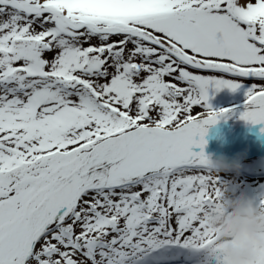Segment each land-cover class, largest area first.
I'll return each instance as SVG.
<instances>
[{
    "label": "snow or ice",
    "instance_id": "snow-or-ice-1",
    "mask_svg": "<svg viewBox=\"0 0 264 264\" xmlns=\"http://www.w3.org/2000/svg\"><path fill=\"white\" fill-rule=\"evenodd\" d=\"M210 88L264 124V0H0V264H226Z\"/></svg>",
    "mask_w": 264,
    "mask_h": 264
},
{
    "label": "rangeland",
    "instance_id": "rangeland-1",
    "mask_svg": "<svg viewBox=\"0 0 264 264\" xmlns=\"http://www.w3.org/2000/svg\"><path fill=\"white\" fill-rule=\"evenodd\" d=\"M93 43H96L94 40ZM50 58V56H49ZM207 74V73H205ZM251 83V81H246ZM245 89L232 92L229 89H222L216 92L209 89V101L212 109L218 110L224 106L236 105L246 99ZM200 112L198 107L193 109V114ZM236 112L230 113L226 119H220L219 122H228L235 118ZM233 137L219 140L207 139L204 148L205 154L216 159L224 156L229 159L239 158L241 167L239 172H219L218 176L222 190L237 195L243 194L251 199L255 204L264 199V136L255 135L251 139ZM199 151V149H196ZM166 260L160 264H215L214 258H210L206 251L193 252L189 249L174 248ZM152 264V262H149Z\"/></svg>",
    "mask_w": 264,
    "mask_h": 264
},
{
    "label": "clouds",
    "instance_id": "clouds-1",
    "mask_svg": "<svg viewBox=\"0 0 264 264\" xmlns=\"http://www.w3.org/2000/svg\"><path fill=\"white\" fill-rule=\"evenodd\" d=\"M214 175L219 172H239V158L208 157ZM207 224L215 234L226 264H257L264 253V208L242 193L222 190L219 209L208 213Z\"/></svg>",
    "mask_w": 264,
    "mask_h": 264
},
{
    "label": "bare ground",
    "instance_id": "bare-ground-1",
    "mask_svg": "<svg viewBox=\"0 0 264 264\" xmlns=\"http://www.w3.org/2000/svg\"><path fill=\"white\" fill-rule=\"evenodd\" d=\"M244 102L239 106V110L236 114V117L231 119L229 122L220 123L217 122L215 125H212L208 128L207 134L205 136V139H207V136L209 133L218 132L220 130H230L235 127L240 128L235 138L239 139L241 137L250 138L252 137L253 133H257L258 135L264 136V132L261 131L262 128H264V124H251L249 122H246L242 119H240V112L244 110ZM168 259V258H166ZM165 260V259H164Z\"/></svg>",
    "mask_w": 264,
    "mask_h": 264
},
{
    "label": "water",
    "instance_id": "water-1",
    "mask_svg": "<svg viewBox=\"0 0 264 264\" xmlns=\"http://www.w3.org/2000/svg\"><path fill=\"white\" fill-rule=\"evenodd\" d=\"M216 137V135H214Z\"/></svg>",
    "mask_w": 264,
    "mask_h": 264
}]
</instances>
